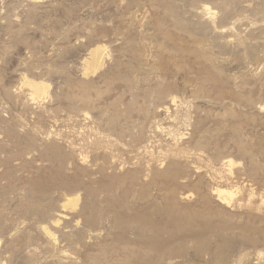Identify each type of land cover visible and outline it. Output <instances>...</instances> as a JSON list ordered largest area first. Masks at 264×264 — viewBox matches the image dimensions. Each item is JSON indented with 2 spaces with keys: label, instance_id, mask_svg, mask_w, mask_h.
Returning a JSON list of instances; mask_svg holds the SVG:
<instances>
[{
  "label": "rangeland",
  "instance_id": "374dc122",
  "mask_svg": "<svg viewBox=\"0 0 264 264\" xmlns=\"http://www.w3.org/2000/svg\"><path fill=\"white\" fill-rule=\"evenodd\" d=\"M0 264H264V0H0Z\"/></svg>",
  "mask_w": 264,
  "mask_h": 264
},
{
  "label": "bare ground",
  "instance_id": "6f19581e",
  "mask_svg": "<svg viewBox=\"0 0 264 264\" xmlns=\"http://www.w3.org/2000/svg\"><path fill=\"white\" fill-rule=\"evenodd\" d=\"M105 47V46H104ZM103 47H99V49H102ZM96 49V48H95ZM97 49H98V47H97ZM105 50V49H104ZM93 51V50H92ZM100 51V50H99ZM94 52V51H93ZM97 52V51H96ZM102 52V51H101ZM93 54V53H92ZM103 54V53H102ZM97 55V54H96ZM95 56V55H94ZM94 56H92V58L94 57ZM98 56V55H97ZM103 56V55H102ZM100 57H101V55H100ZM96 59V58H95ZM98 59H99V56H98ZM91 60V59H90ZM93 60V59H92ZM91 63V62H90ZM100 63V62H99ZM174 98V97H173ZM175 101V100H174ZM216 190V189H215ZM230 191V190H229ZM229 191L227 192L226 190H225V188H224V190H217V194L219 195V197H222L223 195H224V197H225V194H227V193H229ZM225 198H223V200H224Z\"/></svg>",
  "mask_w": 264,
  "mask_h": 264
}]
</instances>
